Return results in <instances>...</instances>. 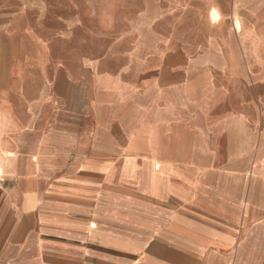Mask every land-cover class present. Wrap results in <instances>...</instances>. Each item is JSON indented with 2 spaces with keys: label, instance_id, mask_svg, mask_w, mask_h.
<instances>
[{
  "label": "crops",
  "instance_id": "obj_1",
  "mask_svg": "<svg viewBox=\"0 0 264 264\" xmlns=\"http://www.w3.org/2000/svg\"><path fill=\"white\" fill-rule=\"evenodd\" d=\"M71 10L0 0V264H264V0Z\"/></svg>",
  "mask_w": 264,
  "mask_h": 264
},
{
  "label": "rangeland",
  "instance_id": "obj_2",
  "mask_svg": "<svg viewBox=\"0 0 264 264\" xmlns=\"http://www.w3.org/2000/svg\"><path fill=\"white\" fill-rule=\"evenodd\" d=\"M31 4H40L41 11L37 18L36 30L46 36L55 38L62 45V49H69L71 39L70 21L74 16L71 10V0H30ZM29 5V4H25ZM34 13H38L34 11ZM80 33L86 34L87 27H80ZM125 27H101L94 28L96 35H115L123 31ZM101 45V43H100ZM65 56V54L63 55Z\"/></svg>",
  "mask_w": 264,
  "mask_h": 264
},
{
  "label": "clouds",
  "instance_id": "obj_3",
  "mask_svg": "<svg viewBox=\"0 0 264 264\" xmlns=\"http://www.w3.org/2000/svg\"><path fill=\"white\" fill-rule=\"evenodd\" d=\"M221 19L218 8L213 7L210 12V20L212 24H216Z\"/></svg>",
  "mask_w": 264,
  "mask_h": 264
}]
</instances>
